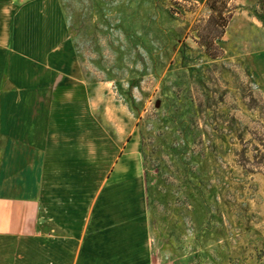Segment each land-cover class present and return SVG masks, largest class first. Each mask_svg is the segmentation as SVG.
Listing matches in <instances>:
<instances>
[{"label": "rangeland", "instance_id": "1", "mask_svg": "<svg viewBox=\"0 0 264 264\" xmlns=\"http://www.w3.org/2000/svg\"><path fill=\"white\" fill-rule=\"evenodd\" d=\"M59 1L78 47L79 74H65L80 79L62 89L75 98L58 106L75 125V181L99 187L129 142L122 162L145 189L140 132L154 136L152 264H264V169L248 170L264 139L257 0L229 1L216 58L197 43L206 0Z\"/></svg>", "mask_w": 264, "mask_h": 264}, {"label": "crops", "instance_id": "2", "mask_svg": "<svg viewBox=\"0 0 264 264\" xmlns=\"http://www.w3.org/2000/svg\"><path fill=\"white\" fill-rule=\"evenodd\" d=\"M78 68L59 0H0V264H152L129 142L99 187L75 181V125L58 106Z\"/></svg>", "mask_w": 264, "mask_h": 264}, {"label": "trees", "instance_id": "3", "mask_svg": "<svg viewBox=\"0 0 264 264\" xmlns=\"http://www.w3.org/2000/svg\"><path fill=\"white\" fill-rule=\"evenodd\" d=\"M230 0H206V4L210 11L209 16L198 31H197V43L204 48L205 53L216 58L220 54V48L217 45V41L223 36L225 29L232 17L233 12L229 8ZM258 10L255 11L257 18L264 23V0H257ZM74 48L78 51L77 44L74 41ZM144 137L140 132V148L141 156L144 167L145 178V192L147 197L148 207L152 206V189L154 186V175L163 172L160 165V157L158 152L161 150V145L156 141L154 136ZM262 148L255 145L254 152L252 154L253 162L251 165L253 168L248 169L254 171L257 168L264 169V139H259ZM245 157V155H243Z\"/></svg>", "mask_w": 264, "mask_h": 264}]
</instances>
